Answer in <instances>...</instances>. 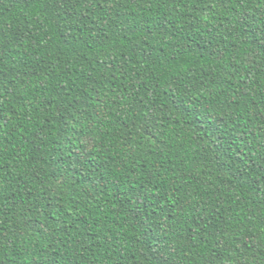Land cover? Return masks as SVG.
<instances>
[{
  "label": "trees",
  "instance_id": "obj_1",
  "mask_svg": "<svg viewBox=\"0 0 264 264\" xmlns=\"http://www.w3.org/2000/svg\"><path fill=\"white\" fill-rule=\"evenodd\" d=\"M0 264H264V0H0Z\"/></svg>",
  "mask_w": 264,
  "mask_h": 264
}]
</instances>
